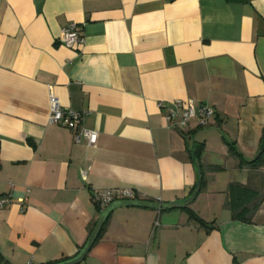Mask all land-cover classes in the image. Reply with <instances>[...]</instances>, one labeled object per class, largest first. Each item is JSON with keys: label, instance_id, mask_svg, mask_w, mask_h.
<instances>
[{"label": "crops", "instance_id": "0c3cea01", "mask_svg": "<svg viewBox=\"0 0 264 264\" xmlns=\"http://www.w3.org/2000/svg\"><path fill=\"white\" fill-rule=\"evenodd\" d=\"M69 23L83 38L73 48L59 40ZM50 96L82 114L94 145L74 141L67 116L50 121ZM177 100L215 113L179 128ZM231 145L264 158V0H0L5 262L75 256L100 215L96 190L181 203L200 171L185 206L112 211L80 264H264V163L241 166ZM232 182L259 189L249 221L227 207Z\"/></svg>", "mask_w": 264, "mask_h": 264}, {"label": "built area", "instance_id": "2783aa9c", "mask_svg": "<svg viewBox=\"0 0 264 264\" xmlns=\"http://www.w3.org/2000/svg\"><path fill=\"white\" fill-rule=\"evenodd\" d=\"M60 42L66 47L73 48L81 44L83 38L80 34V30L77 24L69 23L63 27L59 36ZM50 121L53 123H59L65 116L70 119V126L73 131V139L75 142H79L81 138H86L89 145H94L97 141V132L93 130L85 129L81 125L82 114L74 111L65 110L59 104L58 100L54 96H50ZM159 106H163L162 103ZM167 118L169 121H173L174 125L179 128L188 126L191 120L199 119L201 124H206L209 119L214 115V109L205 105L195 108L193 102L188 100L183 103L177 100L168 107ZM177 117L175 120L174 118ZM93 201L100 206H107L108 204L118 200L135 199L134 191L130 188H111L101 189L93 192ZM10 202L9 195H3L0 197V207L7 205ZM0 264H7L0 256Z\"/></svg>", "mask_w": 264, "mask_h": 264}, {"label": "trees", "instance_id": "16d2710c", "mask_svg": "<svg viewBox=\"0 0 264 264\" xmlns=\"http://www.w3.org/2000/svg\"><path fill=\"white\" fill-rule=\"evenodd\" d=\"M199 150L200 148H197L195 151H193V155L195 156L199 152ZM229 150L231 151L233 155L237 156L240 159L241 166H248L250 168L256 169V168H259V166H261L262 163H264V158L261 157V154H259V156H257L254 160L247 161L241 156V154L236 150L234 146L231 145ZM201 186H202V182H201ZM226 194H227V207L231 211L233 219L244 221V222L249 221L254 211L259 206V199H260L259 189L251 185H242L236 182H232L228 185ZM95 204L97 205L99 212H101L102 206H100L97 203ZM188 213L191 219H193L194 221L198 222L200 225L206 228H210V226H208V223L204 222L198 215H196L190 209H188ZM109 215L107 216L95 242H97L99 238L101 237L103 230L109 219ZM95 224H96V221L92 222L89 228L90 232L95 226ZM81 248L79 249V251L81 250ZM79 251L77 252V254L79 253ZM68 259L70 258H62L60 260L54 261L51 264H56V263H59V262H62Z\"/></svg>", "mask_w": 264, "mask_h": 264}, {"label": "water", "instance_id": "95a60500", "mask_svg": "<svg viewBox=\"0 0 264 264\" xmlns=\"http://www.w3.org/2000/svg\"><path fill=\"white\" fill-rule=\"evenodd\" d=\"M198 179L196 182V188L193 192V194L185 199L183 202H171L168 204H162L160 202H150L145 200H138V199H129V200H118L114 201L107 206L100 212V215L96 221L95 226L93 227L86 243L83 245L79 253L62 262L56 263V264H80L84 259L86 258L87 254L89 253L91 247L96 241V238L98 234L101 231V228L107 218V216L114 210L122 208V207H128V206H136V207H145L155 210H165L166 208H172V207H179V206H185L190 203V201L197 195V193L200 190L201 187V181H202V175L201 172H198Z\"/></svg>", "mask_w": 264, "mask_h": 264}]
</instances>
